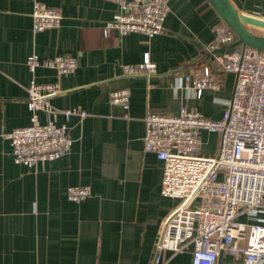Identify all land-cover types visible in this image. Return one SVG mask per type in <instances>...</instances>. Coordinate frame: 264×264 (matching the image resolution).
<instances>
[{
  "label": "crops",
  "instance_id": "obj_1",
  "mask_svg": "<svg viewBox=\"0 0 264 264\" xmlns=\"http://www.w3.org/2000/svg\"><path fill=\"white\" fill-rule=\"evenodd\" d=\"M164 1L169 12L162 31L147 38L106 29L117 12L109 0H0V264H153L162 224L178 201L160 194L162 164L144 150V118L174 116L185 106L218 120L235 82L215 62L227 51L212 45L221 20L207 0ZM229 1L264 19V0ZM36 2L59 11L56 28L33 31ZM32 55L40 61L73 56L77 67L66 75L43 67L31 73L26 60ZM146 56L156 66L153 75L123 73L124 65ZM204 68L220 90L186 100L175 82ZM31 81L57 84L60 92L50 99L56 114L40 113L39 121L65 124L72 144L66 156L27 167L13 162L5 136L29 124ZM121 90L128 104H111L110 94ZM71 109L87 116L65 121L60 112ZM200 138L199 153L213 156L217 135L202 131ZM74 186L88 187L90 195L69 201L66 190ZM160 264H191V248L163 252ZM216 264L241 263L222 252Z\"/></svg>",
  "mask_w": 264,
  "mask_h": 264
},
{
  "label": "built area",
  "instance_id": "obj_2",
  "mask_svg": "<svg viewBox=\"0 0 264 264\" xmlns=\"http://www.w3.org/2000/svg\"><path fill=\"white\" fill-rule=\"evenodd\" d=\"M117 12L106 29L119 36L140 34L151 38L162 31L169 9L164 0H109ZM33 31L59 25L58 10L34 3ZM236 40L224 24L213 29L212 45L228 46ZM222 73L234 75L232 96L224 102L221 118L212 120L181 106L177 115L148 114L144 118V150L155 154L162 164L160 194L178 201L165 219L155 245L153 264H160L163 252L181 253L191 248V264H216L227 252L241 264H264V51L241 47L216 57ZM31 73L52 69L58 75L71 74L77 67L73 56H56L40 61L29 56ZM129 76H151L156 66L146 56L135 65H124ZM186 100L199 99L205 89L220 90V83L208 69L183 76L174 85ZM60 92L57 84L26 88L29 124L7 134L12 160L27 167L58 160L69 152L72 140L65 124L51 119L42 124L39 114L53 117L51 97ZM126 90L113 92L111 104L127 105ZM65 121L73 115L87 116L77 109L60 112ZM217 135L213 156L199 153L200 132ZM90 195L86 186L69 187L67 199L80 203ZM263 216V217H262ZM244 217V221L238 218ZM262 219H260V218Z\"/></svg>",
  "mask_w": 264,
  "mask_h": 264
},
{
  "label": "water",
  "instance_id": "obj_3",
  "mask_svg": "<svg viewBox=\"0 0 264 264\" xmlns=\"http://www.w3.org/2000/svg\"><path fill=\"white\" fill-rule=\"evenodd\" d=\"M207 2L235 35V42L224 48L227 52L233 51L238 46L264 51V34H255L248 29L252 27L264 32V19L239 12L229 0H207Z\"/></svg>",
  "mask_w": 264,
  "mask_h": 264
},
{
  "label": "trees",
  "instance_id": "obj_4",
  "mask_svg": "<svg viewBox=\"0 0 264 264\" xmlns=\"http://www.w3.org/2000/svg\"><path fill=\"white\" fill-rule=\"evenodd\" d=\"M220 24H224L222 21H220ZM225 25V24H224ZM241 48V46H238L237 49Z\"/></svg>",
  "mask_w": 264,
  "mask_h": 264
},
{
  "label": "rangeland",
  "instance_id": "obj_5",
  "mask_svg": "<svg viewBox=\"0 0 264 264\" xmlns=\"http://www.w3.org/2000/svg\"><path fill=\"white\" fill-rule=\"evenodd\" d=\"M204 138H205V139H210V138H208L207 136H205ZM209 142H210V141H209ZM203 149H205L204 146H203Z\"/></svg>",
  "mask_w": 264,
  "mask_h": 264
}]
</instances>
